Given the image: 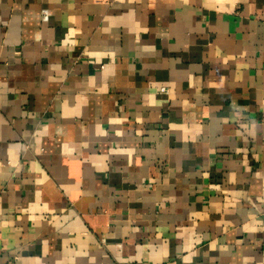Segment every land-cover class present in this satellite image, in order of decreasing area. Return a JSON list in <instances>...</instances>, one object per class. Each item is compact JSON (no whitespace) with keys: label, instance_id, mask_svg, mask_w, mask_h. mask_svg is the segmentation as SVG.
Returning <instances> with one entry per match:
<instances>
[{"label":"crops","instance_id":"0c3cea01","mask_svg":"<svg viewBox=\"0 0 264 264\" xmlns=\"http://www.w3.org/2000/svg\"><path fill=\"white\" fill-rule=\"evenodd\" d=\"M0 264H264V0H0Z\"/></svg>","mask_w":264,"mask_h":264},{"label":"built area","instance_id":"2783aa9c","mask_svg":"<svg viewBox=\"0 0 264 264\" xmlns=\"http://www.w3.org/2000/svg\"><path fill=\"white\" fill-rule=\"evenodd\" d=\"M163 90V89H162Z\"/></svg>","mask_w":264,"mask_h":264}]
</instances>
